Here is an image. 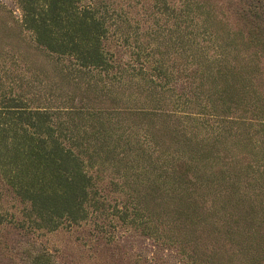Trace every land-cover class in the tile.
<instances>
[{"label":"trees","instance_id":"trees-1","mask_svg":"<svg viewBox=\"0 0 264 264\" xmlns=\"http://www.w3.org/2000/svg\"><path fill=\"white\" fill-rule=\"evenodd\" d=\"M13 2L11 8L0 0V173L30 203L37 227L51 231L63 220L72 225L89 215L131 216L149 232L162 225L171 236L190 239L193 253L208 264L219 261L221 251L211 244L218 239H210L211 254L203 258L200 233L233 244L221 264H234L238 255L256 257L250 253L252 246L260 248L255 228L264 227V154L260 150L238 172L224 163L230 79L223 65L201 70L197 98L209 99L212 109L200 113L219 119L199 131L207 121L176 119L191 112L162 60L167 43L176 44L174 31H168L164 51L157 42L145 55L142 45L124 37L125 46L137 49L129 56L139 58L122 62L108 47L115 34L125 35L111 3ZM203 34L210 40L207 27ZM205 70L217 75L210 81L213 73ZM199 102V109L207 108ZM135 116L145 121L141 135L131 131ZM101 173L109 174L115 192L126 188L129 201L111 205L99 197ZM156 198L161 202L155 204L173 207L175 218L165 209L155 212L150 202Z\"/></svg>","mask_w":264,"mask_h":264},{"label":"rangeland","instance_id":"rangeland-1","mask_svg":"<svg viewBox=\"0 0 264 264\" xmlns=\"http://www.w3.org/2000/svg\"><path fill=\"white\" fill-rule=\"evenodd\" d=\"M2 1L8 7H15L13 0ZM103 1L111 3L109 9H114L118 15V25L125 27V35L115 34L108 44L121 61L139 58L135 54L131 55L132 58L129 56V51L137 49L125 46L124 37L131 45H142L145 55V50L156 48L157 42L161 45L160 50L164 51L169 36L167 33L174 31L176 44L167 43L166 50L169 49V52L162 55V60L173 74L180 103L186 106L185 101L189 100L190 108L184 109L191 112V116L176 119L207 121L206 125L198 128L199 131L216 124V119H219L200 113L212 109L208 106L209 99L197 98L196 84L200 82L201 70L207 64L212 67L223 65L230 79L224 92L226 104L223 105V119L227 121V136L222 148L226 156L224 163H227V168H232V172H238L239 168L245 170L248 162L251 164L253 156L260 157V150L264 154V0ZM173 9L176 13H163ZM205 27L211 34L210 40L203 34ZM8 39L13 41L12 33ZM142 57L143 52L139 62ZM153 58L160 56L154 55ZM214 75H217L216 72L210 75V81ZM199 101L207 108L199 109ZM103 105L112 106L109 103ZM142 119L130 117L133 133H144L145 121ZM100 178L97 183L101 188L99 197L105 196L111 205L129 201L126 188L117 189H123V194L115 192V187L113 189L109 185L108 173H101ZM256 184L258 188L259 182ZM156 201L161 202L159 198L150 202L155 212L163 215L166 210L175 218L173 207L168 209L162 204H155ZM143 214L145 216V212ZM131 219V216L118 219L110 214L89 215L86 221L72 225L63 220L55 230L39 228L35 224L34 213L30 211V203L18 195L0 173V264H208L193 253L194 243L190 239L176 238V234L171 236V232L162 230V225L156 234L149 232L143 224ZM170 225L173 227L175 223ZM261 234H264V227L255 228L254 236L260 248L252 246L254 251L250 255L257 258L238 255L234 264H264V239ZM200 237L203 246L199 244V249L203 250V258L211 254L210 239H218L211 243L214 250L221 251L216 255L217 264L223 263L222 260L233 252V244L223 237H207L201 233ZM223 251L225 257L222 256Z\"/></svg>","mask_w":264,"mask_h":264}]
</instances>
